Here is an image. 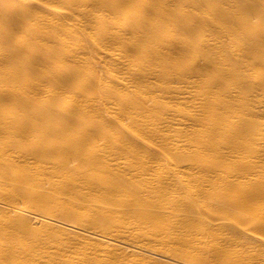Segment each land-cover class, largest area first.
Instances as JSON below:
<instances>
[{"label": "bare ground", "instance_id": "bare-ground-1", "mask_svg": "<svg viewBox=\"0 0 264 264\" xmlns=\"http://www.w3.org/2000/svg\"><path fill=\"white\" fill-rule=\"evenodd\" d=\"M0 264H264V0H0Z\"/></svg>", "mask_w": 264, "mask_h": 264}, {"label": "rangeland", "instance_id": "rangeland-1", "mask_svg": "<svg viewBox=\"0 0 264 264\" xmlns=\"http://www.w3.org/2000/svg\"><path fill=\"white\" fill-rule=\"evenodd\" d=\"M101 74L104 76V72ZM63 228H68L69 231H71L72 233H76L77 235H79L83 240H86L89 244V247H98L99 249H119L123 252H125L126 254H129L131 256L133 255H138V256H145L147 255L144 252H139L136 249H133L131 247L128 246L129 241H114L112 240L111 236H107V235H103L101 233H99L98 231L94 230H84V229H80L77 228L75 226H63ZM80 249L82 250V247H77L76 248V252L80 251Z\"/></svg>", "mask_w": 264, "mask_h": 264}]
</instances>
